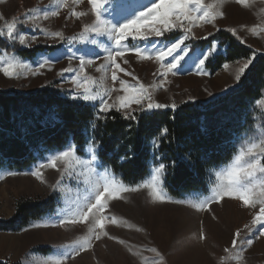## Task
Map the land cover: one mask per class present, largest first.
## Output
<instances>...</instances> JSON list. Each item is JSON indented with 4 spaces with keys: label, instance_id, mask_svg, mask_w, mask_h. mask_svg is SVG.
<instances>
[{
    "label": "rangeland",
    "instance_id": "1",
    "mask_svg": "<svg viewBox=\"0 0 264 264\" xmlns=\"http://www.w3.org/2000/svg\"><path fill=\"white\" fill-rule=\"evenodd\" d=\"M206 2H211V0H206ZM249 3L250 7L244 8L235 4L234 0H228L222 9L224 18L218 19L215 27L211 24H206L204 27L193 29L195 38L186 40L185 44L181 45L182 48L187 45L186 50L174 53L179 62L175 70L176 74L172 75L170 73L167 77L166 90L164 88L152 90L155 102L169 105V107L162 108L163 110H175L186 103H201L205 106L238 91L241 80L239 83L235 81L236 69L247 58L228 63L229 68L227 70L222 66L220 70L213 72L206 65L218 55L225 54L226 46H221L216 41L211 43L210 46L199 48L197 43L209 40L220 31H227L231 34L227 29L236 28L238 35L245 41L243 45L255 53L253 63L257 56H264V33L253 36L248 31L253 26L264 25V0H249ZM150 4L151 0H107L102 9V15L105 19L119 24L123 20L131 18L142 6ZM50 5H52V0H0V14L7 19H11L13 16H20L28 9L45 8ZM89 9L90 6L87 4V0H84V3L77 8L78 11ZM66 15L67 10H62L58 18H51L48 21L41 22L42 26L51 30H62L65 36L71 37L80 34L83 23H92L95 19L91 12H89L87 17L81 18V20H76L75 18L66 20ZM2 26L3 21H0V27ZM19 31L27 33L29 36L36 35L38 37L37 41L26 49H32L40 45L58 47L59 49L53 52L40 53L34 60L23 59L15 53H9L10 55H15L21 63L30 65L33 71L21 70L19 78H7L3 73H0L1 91L30 94L43 88H52L59 91L60 94L71 98L76 91L75 85L71 82L75 73L69 71L61 75V70L65 68L78 69L80 57L85 59L92 58L88 55L92 51L99 53L95 59L97 65L101 64L104 62L102 57L106 55L103 49L109 48L110 50L114 47V43L107 37L95 36L94 34L87 38V42L77 40L71 43L68 41L60 43L46 39L31 24L21 26ZM171 35H174V38L167 40L166 37L168 38ZM181 35L182 33L179 30H175L171 33H166L165 38L162 39L167 44ZM2 39L6 40L5 38ZM92 39H95L97 44H92ZM124 43L129 47L147 45V42L144 41H132L131 37ZM213 46L217 49V52L210 55L203 65H199L197 58L201 57L202 54L207 55L208 50ZM5 52L6 50L0 49V56ZM57 56L60 57L58 61L56 59ZM252 56L253 54L250 57ZM43 58L51 59V64L35 72L38 62ZM124 59H127L129 64H123L121 61L122 67L133 71L142 83L150 85L154 81L158 82L159 65L157 63L153 61H138L134 54L131 53L127 54ZM168 59H171V57ZM249 68L245 70V73ZM200 69H203L204 74H200ZM86 72L96 78L102 75L95 71V65L88 67ZM153 73H157V75L154 76ZM119 75L129 84L136 83L130 76H125L123 73ZM110 86H112V82L109 78L106 79L105 84L99 90L102 92L104 87ZM115 87L118 89L120 86L116 84ZM123 94V92L113 91L112 100H109V103L115 101L117 95ZM260 98H264V92ZM76 101L91 105L99 112V100L96 102ZM172 104L176 105L174 109L170 107ZM132 108L136 109L137 106L132 105ZM252 109L254 112L253 124L247 132L237 138L236 153L242 143L253 139L263 129L264 108L259 106L256 100ZM156 110L159 109H154L153 111ZM120 113L123 114V112ZM134 113H141V111L136 110ZM70 145L73 144L69 143L67 147ZM62 150L47 153L37 163H34L28 170L23 172L5 168L0 169V221H9L14 218L16 205L20 200L42 202L48 198H53L56 201V207L51 214L32 221L21 231H0V262L9 264H42L48 257L58 255L62 251L61 245L71 243L86 233L87 227L85 225L67 226L65 228L32 227L35 223L55 221L58 215L62 213V209L67 206L66 197L61 193L53 192L50 187L59 179L60 174L58 172L52 168L40 169L45 183H41L40 180L30 174L36 170L40 163L45 162L49 156ZM86 152L87 149L85 150ZM84 157L87 158L85 155ZM99 164L98 172L103 173L105 167L100 161ZM227 164L211 172L208 192L205 194L190 193L183 198H173L163 189L166 196L173 200L186 201L187 203L185 204L152 203L146 189L138 192L123 193L124 198L111 201L105 213L117 217L118 225L109 224L108 222H105V224L106 230L111 235L125 240L127 245H120L105 237L95 241L92 249L82 252L74 260H69L68 264H154V261L159 260L160 257L148 251V249L153 247L163 257L162 264H221L222 259L223 264H264V237L256 239L251 247L246 246L243 261L238 262L234 257L224 259L227 254L223 250L231 246L235 230L243 228L246 223H250L254 210L246 209L240 202L235 201L213 204L210 206V210L205 212H196L188 206V203L197 202L210 194L215 181V172ZM154 169H152V172ZM108 171L121 181L117 175L110 170ZM10 172L18 174L9 175L8 173ZM163 178L164 172L161 175L162 181ZM66 183L71 186L67 199H74L77 195V189L83 190V184H78L76 181H66ZM233 205L235 209H233ZM213 215H215L216 219H213ZM201 221L207 236L204 241L199 240ZM129 224L134 227H128L127 225ZM137 227L144 229V231H136ZM26 228L28 231H25ZM258 228L264 230L261 226H256L253 228L252 235L256 234ZM243 235L244 233H242ZM129 247L137 254L132 255L128 251ZM39 249L42 250L40 251Z\"/></svg>",
    "mask_w": 264,
    "mask_h": 264
},
{
    "label": "snow or ice",
    "instance_id": "2",
    "mask_svg": "<svg viewBox=\"0 0 264 264\" xmlns=\"http://www.w3.org/2000/svg\"><path fill=\"white\" fill-rule=\"evenodd\" d=\"M106 2L107 0H87L90 9L78 11L77 8L84 3V0H70V2L69 0H52L50 6L28 9L20 16H13L11 19H7L0 14V21H3V26L0 27V38H5L11 44L30 48L38 37L36 35L29 36L27 33L19 31L21 26L28 24H31L34 29L42 33L46 39L60 43L65 41L71 43L77 40L87 42V38L93 34L107 37L114 43V47L110 50L109 48L103 49L106 52V55L102 57L103 63L96 64L95 57L99 53L92 51L88 54L92 58L80 57L78 69L65 68L61 70V75L69 71L75 73L71 82L75 85L76 91L71 98L85 102L99 100V112L105 114L104 118H107V113L115 110L123 112L125 119L136 120L137 117L133 114L136 110L151 112L154 109L169 107L167 104L155 102L152 90L161 88L166 90L167 77L170 73L172 75L176 74L175 70L179 62L174 53L186 50L187 45L183 48L181 45H184L186 40L195 38L194 28L204 27L206 24L215 27L216 21L224 18L222 9L228 0H211V2H206V0H151L150 5L142 6L131 18H127L119 24L103 17L102 9ZM234 2L244 8L250 7L249 0H234ZM65 9L67 10L66 20L71 18L81 20V18L87 17L89 12L95 19L92 23H83L80 34L71 37L65 36L62 30H51L42 26L41 22L58 18L61 11ZM175 30H179L182 35L172 40L171 43L165 44L162 38H165L166 33ZM227 30L242 44L245 42L238 35L236 28ZM248 31L253 36H257L264 33V25L253 26ZM129 37L132 41L147 42V45L129 47L124 43L128 41ZM91 43L97 44V41L92 39ZM216 52L217 49L214 46L211 47L207 55L202 54L201 57L197 58V63L203 65L205 60ZM129 53L134 54L138 61L157 63L159 65L158 82L154 81L150 85H145L135 76L133 71L122 67L121 61L123 64H129V61L124 59ZM169 57L171 59H168ZM254 57L255 53L236 69L235 81L237 83L240 82L245 70L253 63ZM59 58V56L56 57L57 61ZM50 64L51 59L43 58L38 62V67L34 71L38 72L39 69ZM94 65L95 71L102 74L99 78L88 75L86 72L88 67ZM223 67L227 70L229 64L225 63ZM24 69L33 71L30 65L21 63L15 55L5 52L0 56V73H3L5 77L19 78L21 70ZM199 71L200 74H204L203 69ZM120 73L130 76L136 83L129 84L121 78ZM153 75L155 76L157 73H153ZM109 78L112 86L104 87L101 92L99 88ZM116 84L120 86L118 89L115 87ZM113 91L123 92L124 94L117 95L115 101L109 103V100H112ZM257 104L264 108V98L257 100ZM132 105H136L137 108L133 109ZM170 107L174 109L176 105L172 104ZM113 119L115 118L113 117ZM94 127L95 125H93ZM99 155L100 145L95 141L87 148L85 153L87 158L82 156L74 145H70L65 150L49 156L45 162L40 163L36 170L30 173L41 183H45L40 169L52 168L58 172L60 174L59 179L50 187L53 192L64 195L67 202V206L62 209V213L58 215L55 221L35 223L32 225L33 228H65L77 225L87 227L84 235L76 238L71 243L61 245L62 251L56 256L48 257L42 264H68L69 260H74L82 252L92 249L95 241L105 237L126 246L127 242L118 236L111 235L106 230L105 224V222H108L109 224L118 225L117 217L105 213L111 201L124 198L123 193L146 189L152 203H187L182 200H173L165 195L161 179L165 169L163 163L159 164L150 173L149 179L133 187L125 185L110 174L106 168L103 173H99ZM8 174L17 175L18 173L10 172ZM66 181H76L78 184H83V190L77 189V195L74 199H67L71 186ZM226 201L240 202L244 208L254 210L250 223L244 224L243 228H237L231 240V246L223 250L227 254L224 259L234 257L239 262L244 259L243 254L246 251V246L251 247L256 239L264 237V230L259 228L256 234L252 235L253 228L256 226L264 228V129H261L253 139L242 143L231 162L215 172V181L210 194L197 202L188 203V206L196 212H205L210 210L211 205ZM213 219H216L215 215H213ZM127 226L134 227L130 224ZM25 231H28V229L26 228ZM136 231L141 232L144 229L137 227ZM242 233H244L243 236ZM206 239L207 236L201 221L199 240L204 241ZM128 251L132 255L137 254L131 247L128 248ZM148 251L160 257L159 260L154 261V264H162L163 257L156 248H150ZM221 264H223V259Z\"/></svg>",
    "mask_w": 264,
    "mask_h": 264
},
{
    "label": "trees",
    "instance_id": "3",
    "mask_svg": "<svg viewBox=\"0 0 264 264\" xmlns=\"http://www.w3.org/2000/svg\"><path fill=\"white\" fill-rule=\"evenodd\" d=\"M170 37L166 39L174 35ZM216 41L226 46V53L207 63L213 72L224 63L253 54L227 31L197 46L204 48ZM0 49L34 60L40 53L59 48L40 45L26 49L0 38ZM263 92L264 56L256 57L236 93L205 106L186 103L175 110L134 113L136 120L125 119L115 110L104 118L105 114L91 105L52 88L30 94L0 90V169L26 171L47 153L62 150L69 143L84 156L95 141L100 145L99 161L125 184L144 182L152 169L163 163V189L170 197L205 194L211 172L233 158L237 138L251 128L253 103ZM55 207L53 198L42 202L20 200L14 218L0 221V231L19 232L32 221L51 214Z\"/></svg>",
    "mask_w": 264,
    "mask_h": 264
},
{
    "label": "bare ground",
    "instance_id": "4",
    "mask_svg": "<svg viewBox=\"0 0 264 264\" xmlns=\"http://www.w3.org/2000/svg\"><path fill=\"white\" fill-rule=\"evenodd\" d=\"M230 204H231V203H230ZM233 209H235V208H234V205H233ZM233 209H232V210H233ZM232 212H233V211H232Z\"/></svg>",
    "mask_w": 264,
    "mask_h": 264
}]
</instances>
